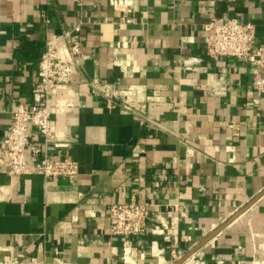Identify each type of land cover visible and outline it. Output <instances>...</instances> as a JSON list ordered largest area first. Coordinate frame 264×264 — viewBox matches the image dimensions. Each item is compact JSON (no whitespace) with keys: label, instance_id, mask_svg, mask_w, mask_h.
<instances>
[{"label":"crops","instance_id":"crops-1","mask_svg":"<svg viewBox=\"0 0 264 264\" xmlns=\"http://www.w3.org/2000/svg\"><path fill=\"white\" fill-rule=\"evenodd\" d=\"M130 2L123 13L109 0L83 9L74 0H0V149L18 101L32 99L47 38L82 19L89 55L75 76L79 99L53 119L69 147L50 150L69 152L79 173L0 169V264H124L107 208L133 198L165 233L133 237L128 264L177 263L251 202L181 264H264V97L254 87L264 69L212 57L204 28L233 16L253 22L264 43V0ZM136 85L144 125L105 105ZM31 139L43 135L32 128Z\"/></svg>","mask_w":264,"mask_h":264},{"label":"built area","instance_id":"built-area-1","mask_svg":"<svg viewBox=\"0 0 264 264\" xmlns=\"http://www.w3.org/2000/svg\"><path fill=\"white\" fill-rule=\"evenodd\" d=\"M74 2L83 9L85 0ZM109 3L123 13L133 9L130 0H109ZM83 24L84 20L80 19L73 27L47 38L45 51L39 61L38 75L31 91L32 99L18 101L2 141L0 169L7 173L37 172L45 178L79 173V161L69 152L55 158L51 156L50 150L51 147H69L70 140L64 132H59L53 127V119L58 114L68 112L77 100L76 86L81 83L75 76L89 57L82 45ZM204 28L207 31L208 52L212 57H236L264 69V43L256 42V26L253 22H243L233 16L224 20L212 18L204 24ZM194 60L186 61L188 69L198 67L194 65ZM254 87L257 93L264 97V75L255 80ZM144 96L143 87L136 85L120 97L106 95L105 105L107 108L116 107L124 113L134 115L144 125L148 120ZM32 128L43 135L41 141L31 139ZM107 213L110 218V232L123 239L124 264L129 263L133 237L145 234L150 228L161 234L165 233V227L150 224L152 211L145 201L133 198L130 202L111 203ZM173 254L176 257L178 255L175 251ZM8 263L17 264L16 261ZM35 263L41 264L40 261Z\"/></svg>","mask_w":264,"mask_h":264},{"label":"water","instance_id":"water-1","mask_svg":"<svg viewBox=\"0 0 264 264\" xmlns=\"http://www.w3.org/2000/svg\"><path fill=\"white\" fill-rule=\"evenodd\" d=\"M252 205L251 203H248L245 207H242L235 215H233L230 219L222 223L217 229H215L208 237H206L200 244H198L192 251H190L187 255L182 257L177 263L175 264H181L191 253L196 251L201 245H203L205 242H207L211 237L216 235L220 230H222L226 225H228L232 220H234L237 216H239L241 213H243L248 207Z\"/></svg>","mask_w":264,"mask_h":264}]
</instances>
